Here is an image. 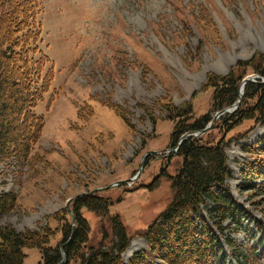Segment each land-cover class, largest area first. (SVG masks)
I'll return each mask as SVG.
<instances>
[{"label": "rangeland", "instance_id": "rangeland-1", "mask_svg": "<svg viewBox=\"0 0 264 264\" xmlns=\"http://www.w3.org/2000/svg\"><path fill=\"white\" fill-rule=\"evenodd\" d=\"M39 1L42 48L52 61L44 74L51 71L53 80L35 108L45 122L41 142L24 162H0V194L18 198L0 227L42 232L56 246L64 224L72 220L66 215L70 200L94 194L110 207L106 216L81 210L89 223V245L99 246L105 233L109 245L111 223L118 216L131 237L123 255L127 262L147 248L142 235L172 202V178L183 162L179 150L167 152L176 123L166 118L163 104L192 105L187 123L215 116L207 74L227 75L238 62L264 54V0ZM13 73L3 67L0 79L8 74L11 82ZM237 73L261 76L249 66ZM9 81L3 99L20 101ZM14 118L11 113L0 123L12 125ZM221 121L198 138L203 143L225 139L232 171L227 186L246 215L242 231L231 235L243 257L238 262L224 245L226 264H264V195L246 190L244 183L252 180L245 181L241 172L255 159L243 147L259 152L264 116L236 127ZM21 131L11 132L19 143ZM260 158L264 162V154ZM137 173L133 185L112 188ZM58 212L59 221L54 218ZM23 251L25 264L42 261L37 248Z\"/></svg>", "mask_w": 264, "mask_h": 264}, {"label": "trees", "instance_id": "trees-1", "mask_svg": "<svg viewBox=\"0 0 264 264\" xmlns=\"http://www.w3.org/2000/svg\"><path fill=\"white\" fill-rule=\"evenodd\" d=\"M38 4L37 0H0V70L5 67L7 72H14L11 82L8 74L4 80L0 79V120L15 113L12 125L0 123V162L27 160L39 144L44 129V119L35 113V108L49 90L53 75L51 71L44 74L45 67L52 61L42 48L43 31ZM263 65L264 54H256L249 61L238 62L227 75L207 74L206 88L214 89L211 111L223 110L236 102L239 85L246 77V73L239 75L238 70L240 72L242 67L249 66L264 77ZM8 81L10 88L20 96V101L3 99L2 93ZM252 100H255L254 106L245 107V102ZM107 106L124 117L119 107L111 103ZM163 106L169 112L167 118L176 123L172 136L174 146L182 134L203 130L212 120L211 115H206L187 123L185 117L191 118L194 114L192 105L177 107L173 103H165ZM260 116H264V84L249 83L239 109L219 120L236 127ZM126 122L132 128L129 121ZM13 129L22 130L20 143L12 138ZM226 146L223 138L207 143L199 138H190L182 143L178 154L183 162L172 178L174 198L143 233L148 249L135 252L128 262L124 261L123 254L131 237L118 216H114L111 223L113 237L109 245L106 244L109 239L106 233L99 246L89 245V223L82 217L81 210L106 216L110 207L102 198L89 195L74 201L72 214L66 212L75 221L64 224L61 229L63 239L56 246L51 245L49 237L42 232H20L11 225L1 226L0 264H25V248L40 251V264H60L62 245L66 256L62 264H226L228 255L235 256L240 262L242 248L231 235L242 231L246 215L227 186L232 171ZM257 146L260 147L259 152L249 146L243 147L244 152L255 159L244 165L241 172L245 181L252 180L251 183L245 182L244 188L264 195V162L260 158L264 154V137ZM17 199L14 193L0 195V221L16 208ZM54 218L59 221L61 214H55ZM224 245L229 249L228 255Z\"/></svg>", "mask_w": 264, "mask_h": 264}, {"label": "water", "instance_id": "water-1", "mask_svg": "<svg viewBox=\"0 0 264 264\" xmlns=\"http://www.w3.org/2000/svg\"><path fill=\"white\" fill-rule=\"evenodd\" d=\"M256 79H257V77L255 76V77H247V78H245L243 81H242V83H241V85H240V87H239V90H238V100H237V102L235 103V104H233L231 107H229V108H227V109H225V110H223V111H220V112H218V113H216V115H215V117H214V119H213V121H212V123H211V125L209 126V127H207L206 129H204L203 131H202V134H204L205 132H207L211 127H212V125L217 121V119L220 117V116H222L223 114H225V113H233L234 111H236L239 107H240V105H241V102H242V99H243V95H244V91H245V87H246V85L248 84V83H251V82H256ZM264 82V81H263ZM241 90H242V94H240L241 93ZM187 137L188 136H182V138H181V140H180V144L184 141V140H186L187 139ZM189 137H190V135H189ZM119 184H121V183H119ZM61 253H62V261H61V263L60 264H62L64 261H65V259H66V256H65V252H64V245L61 247Z\"/></svg>", "mask_w": 264, "mask_h": 264}, {"label": "bare ground", "instance_id": "bare-ground-1", "mask_svg": "<svg viewBox=\"0 0 264 264\" xmlns=\"http://www.w3.org/2000/svg\"><path fill=\"white\" fill-rule=\"evenodd\" d=\"M240 94H242V90H241V93H240ZM131 251H132V250H129V252H128V253H131Z\"/></svg>", "mask_w": 264, "mask_h": 264}]
</instances>
